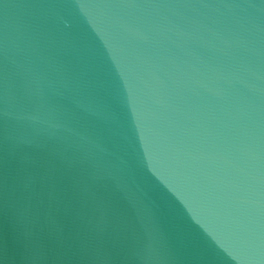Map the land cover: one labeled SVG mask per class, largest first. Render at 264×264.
I'll list each match as a JSON object with an SVG mask.
<instances>
[{
    "label": "water",
    "instance_id": "95a60500",
    "mask_svg": "<svg viewBox=\"0 0 264 264\" xmlns=\"http://www.w3.org/2000/svg\"><path fill=\"white\" fill-rule=\"evenodd\" d=\"M0 264H264V0H0Z\"/></svg>",
    "mask_w": 264,
    "mask_h": 264
}]
</instances>
